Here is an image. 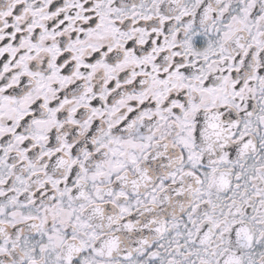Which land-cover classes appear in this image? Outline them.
I'll return each instance as SVG.
<instances>
[{"label":"flooded vegetation","instance_id":"flooded-vegetation-1","mask_svg":"<svg viewBox=\"0 0 264 264\" xmlns=\"http://www.w3.org/2000/svg\"><path fill=\"white\" fill-rule=\"evenodd\" d=\"M0 264H264V0H0Z\"/></svg>","mask_w":264,"mask_h":264}]
</instances>
